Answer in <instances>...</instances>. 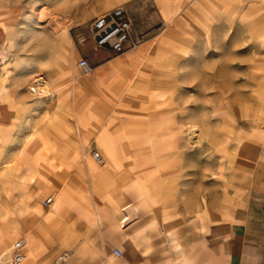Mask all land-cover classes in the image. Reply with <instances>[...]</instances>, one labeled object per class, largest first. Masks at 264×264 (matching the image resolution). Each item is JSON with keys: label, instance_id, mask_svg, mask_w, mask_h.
Segmentation results:
<instances>
[{"label": "crops", "instance_id": "obj_1", "mask_svg": "<svg viewBox=\"0 0 264 264\" xmlns=\"http://www.w3.org/2000/svg\"><path fill=\"white\" fill-rule=\"evenodd\" d=\"M199 1L108 0L109 8L119 3L128 5L125 9L136 34L157 27L164 31L160 38L157 34L149 36L137 49L95 50V70L85 74L89 76L87 98L104 97L108 88L118 96L123 76L135 80L138 72L145 73L143 78L148 80L131 83V90L136 93L143 83L151 84L162 70L184 69L149 59L146 51L154 43L157 48L177 46L179 43L166 37L171 38L176 24L195 12ZM203 2L208 8L209 0ZM0 32L1 47L6 38L1 21ZM82 51L90 55L88 47ZM170 81L169 85H173ZM44 85L48 89L46 80ZM77 87L74 83L73 95L69 96L62 94L63 90H54L55 96L78 98ZM130 100L133 114L127 118L115 115L110 126L92 116H74L72 134L77 137L68 141L63 114L51 111L45 125L51 129L53 141L34 146L43 153L33 156L32 174L45 192L55 193L44 203L35 202L33 226L26 223L21 229L27 264H48L59 253L68 257L66 264H264V129L258 132L255 149L229 167L232 205L228 210L220 198H214L207 206L195 205L192 192L184 198L171 184L177 179V160L170 157L173 150H178L174 137L179 130L177 108L182 99L169 98L167 108L161 106L166 101L154 100L148 107L155 112L144 119L137 116L146 115L144 102L140 107L138 99ZM93 102L89 100L86 110L94 109ZM5 105L0 101V150L9 151L13 161L9 174L0 175V183H9L13 225L19 208L17 184L21 180L18 147L14 142L4 143L24 127L21 121L25 117ZM185 123L186 131L193 132V112L186 113ZM82 135L95 136L94 142L83 141ZM93 151H98L102 159H96ZM166 155L170 159L164 158ZM50 197L52 201L47 202ZM12 229L16 233L4 234L0 252L9 238L18 235L16 227Z\"/></svg>", "mask_w": 264, "mask_h": 264}, {"label": "rangeland", "instance_id": "obj_2", "mask_svg": "<svg viewBox=\"0 0 264 264\" xmlns=\"http://www.w3.org/2000/svg\"><path fill=\"white\" fill-rule=\"evenodd\" d=\"M201 2L194 7L192 15H186L184 22L176 24L171 38L166 37L179 43L177 46L157 48L154 43L146 51L149 59L153 57L155 61L174 63L184 69H164L151 84L143 83L136 93L131 90L134 89L131 83L148 80L143 78L145 73L138 72L135 80L123 76L118 96L108 88L104 97L87 98L89 76L80 71L78 62L86 58L95 70L92 62L98 59L92 55L96 50L91 38L93 20L116 6L127 8L128 5L119 3L109 8L108 0H0V21L6 30L0 47V101L25 117L21 121L24 127L4 143L14 142L18 147L21 180L17 184L19 208L13 225L9 183H0V241L5 233H16L12 226L18 233L8 239L0 258L6 257H2L4 252L10 251L15 241L23 240L20 232L26 223L33 226L35 202L44 203L45 198L55 193V190L45 192L41 182H34L32 174L33 156L43 153L33 149L34 146L53 141L52 131L45 125L50 121L51 111L63 114L68 141L77 137L72 134L74 116H92L110 126L115 115L127 118L133 114L130 98L138 99V106L144 102L146 115L137 114L143 119L155 112L148 107L154 100L166 101L161 106L167 108L169 98L182 99L177 108L179 130L174 137L178 150H173L170 157L177 160L174 168L177 179L168 181L167 185L176 186L184 198L192 192L195 205L207 206L214 198L224 200L227 210L232 205L229 167L255 149L258 132L264 129V1L209 0L208 8ZM151 31L140 34L142 43L154 34L160 38L164 30L160 32L157 27ZM86 47L90 55L83 53ZM40 77L49 86L38 88L54 96L40 97L31 91ZM170 80L173 85H169ZM74 83L78 84V98L55 96L54 90H63L65 96L72 94ZM89 100L94 101L91 111L86 110ZM189 111L193 112V132L185 129ZM82 138L94 142L95 136L82 135ZM9 153L0 150V175L9 174L12 168ZM61 256L67 257L59 253L48 264H54Z\"/></svg>", "mask_w": 264, "mask_h": 264}, {"label": "built area", "instance_id": "obj_3", "mask_svg": "<svg viewBox=\"0 0 264 264\" xmlns=\"http://www.w3.org/2000/svg\"><path fill=\"white\" fill-rule=\"evenodd\" d=\"M91 38L94 41L96 50L98 48H108L114 52L137 49L142 42V36L134 32L133 22L123 6H118L95 18L91 27ZM78 67L83 74H91L94 71V67L86 58L79 60ZM33 88L40 91L36 85ZM44 92L40 97L54 96L50 91L44 90ZM93 155L98 160L102 159L98 151H93ZM51 201V197L47 199V202ZM117 253L120 254V252ZM26 259L25 243L23 240H17L12 244L9 256L0 258V264H24ZM67 259V257L61 256L54 264H66Z\"/></svg>", "mask_w": 264, "mask_h": 264}, {"label": "snow or ice", "instance_id": "obj_4", "mask_svg": "<svg viewBox=\"0 0 264 264\" xmlns=\"http://www.w3.org/2000/svg\"><path fill=\"white\" fill-rule=\"evenodd\" d=\"M31 91L37 96H41L45 93L43 89H40V91H37L36 88H33V89H31Z\"/></svg>", "mask_w": 264, "mask_h": 264}, {"label": "bare ground", "instance_id": "obj_5", "mask_svg": "<svg viewBox=\"0 0 264 264\" xmlns=\"http://www.w3.org/2000/svg\"><path fill=\"white\" fill-rule=\"evenodd\" d=\"M44 82H45V80L43 79V77H40L36 86L44 85ZM8 256H9V253L6 255V257H8Z\"/></svg>", "mask_w": 264, "mask_h": 264}]
</instances>
